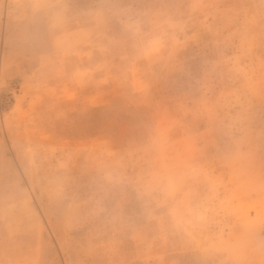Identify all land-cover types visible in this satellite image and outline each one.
<instances>
[{"label":"rangeland","instance_id":"1","mask_svg":"<svg viewBox=\"0 0 264 264\" xmlns=\"http://www.w3.org/2000/svg\"><path fill=\"white\" fill-rule=\"evenodd\" d=\"M0 264H264V0H0Z\"/></svg>","mask_w":264,"mask_h":264}]
</instances>
